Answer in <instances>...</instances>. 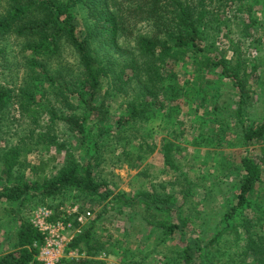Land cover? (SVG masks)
I'll return each instance as SVG.
<instances>
[{
    "label": "trees",
    "instance_id": "16d2710c",
    "mask_svg": "<svg viewBox=\"0 0 264 264\" xmlns=\"http://www.w3.org/2000/svg\"><path fill=\"white\" fill-rule=\"evenodd\" d=\"M262 5L264 0H0V57L4 68L10 69L6 56L11 43L23 70L18 84L15 79L13 86L0 83V122L16 105L29 130L23 143L66 152L57 167L50 168L49 159L41 161L28 180L19 173L23 149L0 150L8 182L19 173L17 183L1 190L0 200L21 205L38 192L44 203L76 193L71 199L88 205L104 203L111 196L119 206L111 209L128 230L147 233L154 228L162 243L183 234L179 255L184 264H212L209 246L226 230L244 242L243 264H264V200L256 196L263 177L264 117L253 120L250 115L255 103L251 84H264L259 70L264 30L257 17ZM142 24L150 27L148 33L140 32ZM234 24L249 40L247 51L242 37L235 44L230 38ZM220 37L233 41L231 60L218 47ZM259 50L262 56H253ZM183 69L184 74L193 70V80L181 77ZM108 97L118 105L115 112L105 101ZM198 100L196 110L209 106L200 124L209 120L215 129L235 122L238 141L249 149L240 173L229 184L230 196L221 205L224 227L206 245L186 237L189 221L182 210L190 197L187 179V191L180 185V200L166 185L112 196L109 185L96 177L108 161V149L121 148L122 163L136 168L131 160L142 158H135V151L149 149L154 132L149 125L154 122L159 123L158 131L169 132L170 137L161 140V151L165 165L178 172L175 154L185 135L180 117L185 105ZM45 115L49 117L44 121ZM108 207L105 204L97 214V223L108 220ZM155 216L163 218L155 221ZM95 229L93 223L70 248L85 249L92 257L103 252L106 244L96 240ZM37 242L42 244L41 234L24 222L13 251L0 258V264H42L34 247ZM60 264L103 263L64 259Z\"/></svg>",
    "mask_w": 264,
    "mask_h": 264
},
{
    "label": "rangeland",
    "instance_id": "374dc122",
    "mask_svg": "<svg viewBox=\"0 0 264 264\" xmlns=\"http://www.w3.org/2000/svg\"><path fill=\"white\" fill-rule=\"evenodd\" d=\"M257 17H260L258 23L264 30V10L261 9V12L258 11ZM139 28L143 34L150 31V27L147 24H142ZM260 35H262L261 41H264V33H260ZM230 36L234 44L238 43V40L242 37L241 44L243 51L251 48L249 46V40L241 35L240 28L237 24L233 25V31ZM232 42L228 38L221 39L220 37L218 44L219 49L223 53L225 52L230 60L234 57L235 53ZM11 48L13 49V46L10 43L8 55L6 56V61L10 64V69L4 68V61L0 57V83L4 84L9 82L13 86L14 79L17 84L19 83L18 79L21 77L23 70L19 66V59H16L15 53L12 52ZM261 50L258 53L257 51H253V56H262L263 52ZM69 56L72 59L71 55L67 54V57ZM259 70L261 77L264 78V60L260 62ZM184 71L185 69L180 71L181 77L187 80H193V70L187 74H184ZM251 85V94L255 103L250 110V115L254 117L252 118L253 120H260L264 117V84L258 86L253 82ZM185 86L190 88V85ZM230 95H234L232 88ZM111 100V97L105 100L107 105L112 104ZM192 103L184 106V113L180 117V120L184 122L180 131L183 133L185 131V135L182 141H178L181 149L175 154V161L179 168L178 172L169 169L165 165L161 151V140L166 136L170 137L169 132L167 130L158 131L159 123L154 122L149 125L154 130L151 139L148 140L150 144L149 149L135 151L134 156H141V159H134V157L132 160L127 159L128 161L131 160V163L135 164L136 168H131L127 162L122 163L120 159L122 153L121 148L118 147L116 150L113 148V152L111 149H108V152L105 154L108 161L96 171V177L98 182H106L109 185V188L113 192L112 196L119 192L131 194L140 190L151 191L154 186L166 185L168 189L176 191L177 198L180 200L183 198V194H181L183 189H181L180 185H183L184 190L186 189L187 191V184L184 182L187 179L190 182V197L187 200L188 204L184 205L182 210L184 218L189 221L186 237L189 236L202 240V244L206 245L224 227L221 224V217L224 213L221 205L225 197L230 196L229 184L240 173L241 160L249 149H246L238 141L237 135L234 132L235 122L229 123V121H226L222 123V127L216 126L215 129L211 127L209 120L206 125H202L200 123L205 120L206 117L204 114L207 113L209 106L204 107L202 105L199 108L200 110H196L195 105L197 103L201 104V101L198 100ZM112 106V111L115 112L118 109L117 103H113ZM196 115L201 117L200 120H197ZM46 117L49 116L45 115L43 118L44 121L47 119ZM2 118L0 122V150L12 151L18 146L23 149L22 157L18 161L20 162V166L23 167L19 172L20 174L25 175L28 180H31L34 178L31 169L39 165L41 161H47L49 159L50 168L57 167L62 163L66 155L65 150L59 153L55 147L46 149L41 145L36 146L25 141L28 144L27 146L21 141L26 137V133L28 134L29 130H27L26 123L21 121V113L16 105L6 110L5 116H2ZM155 131L157 132L155 133ZM30 147H34L33 150ZM255 150L257 149H254V153L256 152ZM81 160L86 163V159ZM19 173L14 175L11 182H8L7 166L4 162H0V192L7 185H10V183H17L16 179L19 180L17 176ZM209 193L210 196H208ZM75 194H65L54 201L45 200L42 203L40 202L41 196L37 192V196L33 195L21 205L10 203L6 199H1L0 258L13 251V245L17 241L18 233L24 222H27L35 229L32 220L33 214L38 208L45 207L51 209L54 213L52 220L58 221L64 218L63 215L68 217L66 211L78 205L82 213L90 211V209L94 211H91V218L82 225L77 223L76 217L71 216L69 220L72 226L80 230L82 232L80 235H82L94 223L96 225V240L105 243L106 249L97 256L92 257L88 255L85 249L70 248V245L77 239L78 236H76L74 241L69 244L67 252L77 251L80 258L65 259L71 261L95 259L101 261L103 264H184L179 255V252L182 251V247L180 246L185 238L183 234L177 233L174 238H169L166 243H162L156 236L157 230L154 228H150L147 233L133 232L131 228L128 230L127 223L121 221L119 217H116V212L111 209L119 207L114 203L111 196L104 203L98 204L91 202V204L86 205L74 202L71 198ZM256 196H261V199L264 200V167L262 182L258 185ZM107 203H109L108 208L110 209L106 216L108 220L97 223L96 216ZM54 205L59 206L56 209L53 208ZM114 218L117 219L114 221ZM162 218L163 216H155L154 219L155 221H160ZM130 232L133 234L129 235ZM242 232L243 230H240V233L244 234ZM127 235L128 237H126ZM243 243L241 238L236 237L235 232L226 230L209 246L208 252L211 258H213L212 264H243L244 258L240 256V248L243 247ZM36 245L38 246L39 242L34 244L35 248H37ZM82 247L84 248L83 244ZM195 264H199L198 261Z\"/></svg>",
    "mask_w": 264,
    "mask_h": 264
},
{
    "label": "built area",
    "instance_id": "2783aa9c",
    "mask_svg": "<svg viewBox=\"0 0 264 264\" xmlns=\"http://www.w3.org/2000/svg\"><path fill=\"white\" fill-rule=\"evenodd\" d=\"M62 220L53 221L54 213L51 209L40 207L33 214V225L38 233L41 234L43 242L36 245L39 249L37 260L42 264H60L65 258L79 259L77 251L67 252L68 246L74 241L76 236L82 232L72 226L69 218L76 217L78 224H85L91 218V211L82 213L80 207L75 205L66 211Z\"/></svg>",
    "mask_w": 264,
    "mask_h": 264
}]
</instances>
